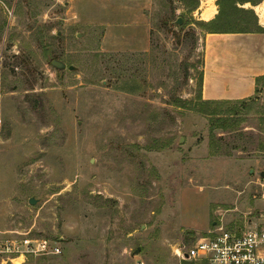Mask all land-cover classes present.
I'll return each mask as SVG.
<instances>
[{
	"label": "rangeland",
	"instance_id": "1",
	"mask_svg": "<svg viewBox=\"0 0 264 264\" xmlns=\"http://www.w3.org/2000/svg\"><path fill=\"white\" fill-rule=\"evenodd\" d=\"M217 1L0 0V242L59 251L14 264H194L175 251L258 223L264 79L200 104Z\"/></svg>",
	"mask_w": 264,
	"mask_h": 264
},
{
	"label": "crops",
	"instance_id": "2",
	"mask_svg": "<svg viewBox=\"0 0 264 264\" xmlns=\"http://www.w3.org/2000/svg\"><path fill=\"white\" fill-rule=\"evenodd\" d=\"M263 18L257 21L262 32L203 35L202 100L240 101L254 95L256 79L264 76Z\"/></svg>",
	"mask_w": 264,
	"mask_h": 264
},
{
	"label": "built area",
	"instance_id": "3",
	"mask_svg": "<svg viewBox=\"0 0 264 264\" xmlns=\"http://www.w3.org/2000/svg\"><path fill=\"white\" fill-rule=\"evenodd\" d=\"M261 198L264 200V185ZM256 222L248 223L244 230L218 226L192 247L177 249L175 255L180 261L193 260L194 264H264V214L257 215ZM49 253L59 251L51 249L44 240L9 237L0 242V264H14L27 254Z\"/></svg>",
	"mask_w": 264,
	"mask_h": 264
},
{
	"label": "trees",
	"instance_id": "4",
	"mask_svg": "<svg viewBox=\"0 0 264 264\" xmlns=\"http://www.w3.org/2000/svg\"><path fill=\"white\" fill-rule=\"evenodd\" d=\"M235 2V1H234ZM232 0H218L216 5L218 6V14L207 23H203L207 33H247V32H262L263 29L257 24V17L251 9L237 8L236 2ZM247 2V1H245ZM233 3V4H231ZM251 5H255L252 3ZM196 8V6H194ZM233 11H236L241 16L237 21L231 19L226 27H223L224 19L233 18ZM264 79V76L256 79V86L260 80ZM202 74L200 77L199 86L201 87ZM240 101H200L201 105L212 104H241ZM234 113V112H233ZM232 113V114H233ZM211 114V113H210ZM213 114V113H212Z\"/></svg>",
	"mask_w": 264,
	"mask_h": 264
},
{
	"label": "water",
	"instance_id": "5",
	"mask_svg": "<svg viewBox=\"0 0 264 264\" xmlns=\"http://www.w3.org/2000/svg\"><path fill=\"white\" fill-rule=\"evenodd\" d=\"M176 24H177V25H180V24H181V19H180V18L177 19ZM51 63H52V65H53L54 67H57V68H62V67H63V64L60 63V62H58V61L53 60ZM68 69H69V70H72L73 67H72V66H68ZM250 172H252V171H250ZM261 176H263V174H262ZM35 202H36V201H35L34 198H30L29 201H28V203H29L30 205H34ZM138 251H139V249H136V250L134 251V253L136 254V253H138Z\"/></svg>",
	"mask_w": 264,
	"mask_h": 264
},
{
	"label": "bare ground",
	"instance_id": "6",
	"mask_svg": "<svg viewBox=\"0 0 264 264\" xmlns=\"http://www.w3.org/2000/svg\"><path fill=\"white\" fill-rule=\"evenodd\" d=\"M260 17L263 18L262 15H260Z\"/></svg>",
	"mask_w": 264,
	"mask_h": 264
}]
</instances>
